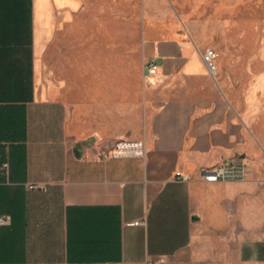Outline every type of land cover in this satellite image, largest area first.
I'll list each match as a JSON object with an SVG mask.
<instances>
[{
  "label": "crops",
  "instance_id": "obj_1",
  "mask_svg": "<svg viewBox=\"0 0 264 264\" xmlns=\"http://www.w3.org/2000/svg\"><path fill=\"white\" fill-rule=\"evenodd\" d=\"M109 17L0 0V264H264V174L200 177L264 149V60L212 75L175 36L128 61Z\"/></svg>",
  "mask_w": 264,
  "mask_h": 264
},
{
  "label": "rangeland",
  "instance_id": "obj_2",
  "mask_svg": "<svg viewBox=\"0 0 264 264\" xmlns=\"http://www.w3.org/2000/svg\"><path fill=\"white\" fill-rule=\"evenodd\" d=\"M95 12L105 11L109 18L98 21L120 34V44L128 61L140 60L146 37L190 38L203 51L217 54L216 75H249L247 68H261L264 60V0H88ZM93 27V21H89ZM97 23V21H96ZM97 25V24H96ZM236 71V70H234ZM249 72V73H248ZM251 74V73H250ZM237 159H247L248 173L264 174V149Z\"/></svg>",
  "mask_w": 264,
  "mask_h": 264
},
{
  "label": "built area",
  "instance_id": "obj_3",
  "mask_svg": "<svg viewBox=\"0 0 264 264\" xmlns=\"http://www.w3.org/2000/svg\"><path fill=\"white\" fill-rule=\"evenodd\" d=\"M217 54L212 50H206L202 54V60L206 65L210 74H216L215 60ZM147 75L155 76L157 74L158 66L155 59H150L144 65ZM113 156H136L141 157L144 154V146L141 142H118L112 149ZM6 168V165H3ZM248 173V165L244 159H235L229 162H223L213 168L201 171L200 177L206 183L216 182H237L243 181ZM30 189L36 187L30 186ZM4 220L0 219V224H3Z\"/></svg>",
  "mask_w": 264,
  "mask_h": 264
}]
</instances>
